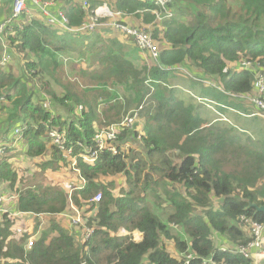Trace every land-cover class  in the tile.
Instances as JSON below:
<instances>
[{
    "label": "trees",
    "instance_id": "16d2710c",
    "mask_svg": "<svg viewBox=\"0 0 264 264\" xmlns=\"http://www.w3.org/2000/svg\"><path fill=\"white\" fill-rule=\"evenodd\" d=\"M90 1L89 10L101 3ZM108 5L110 10L132 15L142 25L155 20L146 11L157 9L153 3L114 0L108 1ZM170 10L174 13L172 19L161 24V28L153 24L154 37L168 43V48L160 53L163 70L148 69L126 37L123 43L110 38L100 46L102 37L98 32L102 31H60L39 20L26 21V14L14 24L20 51L37 55L52 47L55 54L65 56L71 63H83L86 71L94 69L89 73L91 88L79 76L83 83L76 85L77 90H83L79 93L56 81L65 88V94L58 96L51 88L55 78L49 75V81L44 80L48 75L47 63L28 62L23 66L27 74L30 72L33 79L42 83L41 90L50 98L54 110H59V114L44 110L32 100L37 98L28 91L31 88L25 89L15 103L17 111H12L9 122L12 127L28 126L23 134L28 157L47 153V133L51 129L65 130L66 146L81 143L92 147L98 129L118 122L131 110L130 100L147 94V76L156 82L157 89L139 112L143 127L119 135L122 141L131 137L137 146L128 154L127 163L121 155L108 152L98 155L93 164L77 157L73 169L79 172L84 185L73 192V202L79 205L84 200L88 208L86 202L102 193L92 235L77 245L52 220V225L26 253L20 242L29 236L10 240L13 220L6 216L0 220V264H186L189 255L192 258L187 260L188 264H253L251 258L232 248L250 241L239 225L241 216L264 223V213L253 207L264 206V147L250 140L244 143L231 130L206 123L170 87L174 79L185 78L172 68L186 67L198 80L185 79L192 87H198L201 97L218 105L240 108L229 95L252 94L256 72L264 75V0H173ZM65 14L72 29L78 28L84 19L77 4L67 6ZM243 59L258 65V70L234 69V64ZM18 81L8 74L0 76L2 94L6 92L2 87L7 85L13 91ZM110 89H115L118 96ZM79 151L74 147L75 156ZM49 152L50 159L41 163L42 172H56L67 163V157L55 147ZM119 175L124 186L115 196L114 178ZM0 180L8 182L12 189L17 180L4 157L0 159ZM176 185L183 187L186 197ZM158 190L163 194L164 205L171 208L166 222L147 200L152 195L159 209ZM65 207L62 191L39 184L21 192L15 209L35 216H54L62 214ZM196 209L199 214L194 213ZM171 225L184 234L180 238L172 235ZM120 228L139 231L142 241L135 243L129 236L116 237L114 234ZM165 241L181 259L166 250ZM221 245L228 249L220 251Z\"/></svg>",
    "mask_w": 264,
    "mask_h": 264
},
{
    "label": "built area",
    "instance_id": "2783aa9c",
    "mask_svg": "<svg viewBox=\"0 0 264 264\" xmlns=\"http://www.w3.org/2000/svg\"><path fill=\"white\" fill-rule=\"evenodd\" d=\"M26 1H29L36 8V10H38L41 20L46 25L57 28L60 31L69 33H91L95 31H101L103 29H109L122 34L124 37L128 38L131 45H133L139 51L140 57L148 68L158 67L163 70V67H161L160 64V53L162 50L168 48V43L156 39L154 37L152 27L143 28L138 25L122 24L119 20L121 17L126 16L125 13L110 10L106 4L94 10H89L88 0H82L79 3H77L75 0H14L13 6L9 12V16L3 23L0 24L1 69L5 68L10 62L8 56V37L13 34V26L17 21H19L23 14H28L29 10ZM137 1L153 3L154 6L157 7L155 10L146 11L150 12L155 17V22H157L159 25L174 17L173 12L170 10V5L172 4L173 0ZM72 4H77L84 14V19L81 25L75 29H72L68 26V18L64 10L67 6ZM233 68L237 69V71H244L248 69L257 71L259 66H255L251 61L241 60V62L238 65H234ZM172 69L173 71H179V73L185 75L186 77L198 80L192 77L191 72L186 67H176ZM255 76L253 88L256 91V95L253 93L244 95H229V97L233 100L235 99L250 104L255 109L257 114L264 118V75H262L260 71H257ZM155 85L156 82L147 76L146 80L144 81V86L148 91L139 107L136 110L127 112L118 122L110 124L105 128L98 129L93 136L92 147H84L81 143H76L75 146H66L67 139L64 129L49 130L47 133L49 140L48 143L71 160V168H74L77 157L81 158L86 164H93L98 155L103 152H108L112 155H121L122 159L125 158V156L131 150L136 149L137 146L131 137H129L128 140L122 141L119 139V135L123 131L129 132L132 130L130 127L132 126L133 121L134 123L136 122V117L138 116L137 112H140L146 106L148 98L157 89ZM170 88L180 89V87L176 85L174 81L172 82ZM197 98L198 100L214 103L211 100L202 98L198 95ZM6 102L7 94H2L0 91V105ZM51 104L52 102L49 97L43 95V100L40 103L41 107L44 110L49 111ZM78 109L81 111L82 107H79ZM27 130V125L16 126L11 130L8 136L4 138L3 142L0 144V159L5 156L6 152L10 148L24 142L23 134ZM74 147H77L80 150L77 156L74 155ZM76 172L79 174L78 171ZM17 199V194L7 193L4 185H0V220L7 216V218L16 221L20 216L28 214L17 212L15 209ZM99 201L100 194L86 202L88 204V208L83 212H80L78 209L71 208L70 212L64 215L68 225L72 228H84V217L91 219L97 210L96 205ZM31 215L32 214L27 216ZM240 222L249 227L250 241L246 245L237 246L235 249L232 248V250L236 251V253L244 255L247 258L264 259V255L262 256L264 253V223L257 222L254 218H246L245 216L240 217ZM19 240L20 238L17 241ZM35 241L36 240L33 237H29L26 241H24L25 250H30L33 247ZM218 249L220 251H225L228 248L225 245H221L218 247ZM250 251L254 252L251 253ZM256 252L258 253L257 257L254 256ZM190 258H192L190 255L186 257V264H188L187 260Z\"/></svg>",
    "mask_w": 264,
    "mask_h": 264
},
{
    "label": "crops",
    "instance_id": "0c3cea01",
    "mask_svg": "<svg viewBox=\"0 0 264 264\" xmlns=\"http://www.w3.org/2000/svg\"><path fill=\"white\" fill-rule=\"evenodd\" d=\"M75 1L77 3H79L82 0H75ZM88 1H90V0H88ZM108 1L112 3L114 0H108ZM108 1H102L101 0V3L98 7L106 4V6L109 8ZM1 2L2 1H0V24L3 23L5 21V19L9 16V5L11 4L12 0H9V1L4 0L3 1V4H4L3 7L1 6ZM26 4H27L28 10H29L28 14L25 17L26 21H28V20L31 21L32 19L39 20V22L42 21L38 10H36V8L29 1H26ZM98 7H96V8H98ZM64 10H66V8ZM154 19H155V17H154ZM119 21L122 24L138 25V26L143 27V28H150V27L154 28L153 24L155 26L160 27V28L162 26V25H159L158 23L156 24L155 20L152 22V24L142 25L140 20L138 21V20L134 19V17L132 15H129V14H126L125 17H121ZM16 23H18V21ZM74 28H76V27H74ZM101 31L102 32H98V34L102 37V38L100 37L102 40V42L99 44L100 46L104 45L105 42L107 40H109L110 38H117L119 40V42H121V43H123L122 40H125V37L116 31L114 32V31H111L109 29H103ZM109 32H110V34H109ZM111 32H113V34H111ZM10 39H13L15 41L11 42ZM18 39H19V37L15 33V30H14L13 34L8 37V44H9L8 56H9L10 62L5 68H3V69L0 68V76H2L4 74H8V75L12 76V79L19 80L18 83L20 82L19 84L17 83V85L15 87L16 89L13 91H10L12 89L7 85H5L4 87L1 88V89L6 90V92H4V93L7 94V102L2 104L3 108L0 110V114L3 111L4 116H5V119L0 120V144L3 142V139L8 136V134L11 132L12 128L14 126H16V124H15L12 127V125L9 122V119H10L9 117L11 116L10 114L12 111L17 110L15 103L20 98L23 97V94L26 91L23 88L24 92L19 94V90L17 89V87L21 84H23V85L27 84L28 89L31 88V90H28V89L27 90L30 91L31 94H35V96L37 98V100L36 99H32V100L36 101V103L38 105H40L41 101L43 100V95H45V93L41 90V88H36V86H35L36 82H38V79L33 80L31 74L25 73L23 66L26 63H28L29 61H32L33 58L37 59V60L35 59L36 60L35 63H37V64H40L41 62H45V61L47 62V58L50 59V53L51 54L54 53L51 50L52 47H46L45 50H43L44 52L42 51L41 53H39L37 55H33L32 53H28V52H22L17 48V46L19 45V41H17ZM129 46H131L133 49H136L133 45H131V43ZM48 49H49V51H48ZM139 56H140V54H139ZM43 59H44V61H43ZM141 60H142V58H141ZM142 62H144V61L142 60ZM144 64H145V62H144ZM32 74H35V73L32 72ZM29 78H32V80H30ZM177 81H178L177 82L178 84H176V85H178L179 87H184L183 84L185 82L186 84H188V88H192L196 92V88L192 87V84L189 80L184 79V78H179V79H177ZM38 83H40V82H38ZM110 92H113V94L117 95V91L115 89H110ZM253 93H254V95H256L255 90L252 91V94ZM199 96L201 97V95H199ZM233 103L234 104L238 103L240 105V108L227 107V106L215 104V106H217V108H216V110L215 109L214 110L216 111L217 115L215 113L214 114L216 116H223V118L225 117L224 121L226 123H228V124L224 123L225 125L223 126L222 129L227 128V130H231L232 134L234 136L240 138L242 140V142H244V143L246 141H249V140L255 141L254 139L252 140V138H253V135L256 134L255 136H258L260 138H258L257 141H255V142L263 145V147H264V118L262 116L258 115L257 112L255 111V109L248 103H244L242 101H238L235 99L233 100ZM55 107H57V106H55ZM220 108H222V109H220ZM226 109H228L229 112H226L225 111ZM52 110H54L53 103L51 104V107H50L51 112H52ZM55 111H57V113L54 112V114H59L58 107ZM211 112L212 111L210 109H208L206 107L204 108V115L211 117ZM226 113H229V114L227 115ZM208 121L212 122L209 124L214 123V120L209 119ZM17 125H19V124H17ZM48 142H49V140H48ZM49 147L51 148L52 146L49 144L47 153H45L41 157H36V158L28 157L25 154L26 148H25L24 142L16 145L15 147L10 148L6 152L4 158L7 159V162L9 164H11L14 172L17 174V180H16V183H15V186L13 187V189L9 186L8 182H4V181L0 180V185H4V188H6L7 193L17 194L19 196L22 191H24L28 188H34L35 186L39 185L36 183H31L30 179H27V178L34 179L35 177L40 176V175H43L45 178H47L49 176L53 177L54 174L58 173V171L47 173V172H42V170H41V163L47 162L50 159V152H49L50 148ZM25 171L27 172V175H25ZM75 173L79 177V175L76 171H75ZM46 175H47V177H46ZM25 176H27V177H25ZM55 178L56 177H53V180ZM47 180L52 182L51 179H47ZM57 184H58V181H56V185ZM83 185H84V181L80 178V184L75 185L74 187H70V186L67 187L68 193H70V194L73 193L76 189L81 188ZM19 187L22 188V191L20 193H19V189H18ZM67 208H68V206H67ZM64 212L62 214L54 215V216H52V215H44V216L31 215V216H29L30 218H26V219L21 221V225L19 226V231H17L15 233L18 235V238L17 239L15 238V234L12 231L11 239L13 241H17L23 235L28 234L29 237H33L35 240H37L41 236V233L45 229H47L48 227H50L52 225V224L50 225L52 220L54 221L53 222L54 226L63 227L64 225H67V228H68L69 225H68V222H67L66 218L64 217V215L68 214L70 212V210L66 214H64ZM27 215H30V214H27ZM27 215H24V216H27ZM17 220H18V218H17ZM75 233H77V232H75ZM20 235H22V236H20ZM257 255H258V253L256 252V254L254 256H257ZM263 255H264V253L262 254V256ZM252 260H253V264H260L261 263L260 261H263L264 259L259 258V260H260L259 261L258 258L257 259L252 258Z\"/></svg>",
    "mask_w": 264,
    "mask_h": 264
},
{
    "label": "rangeland",
    "instance_id": "374dc122",
    "mask_svg": "<svg viewBox=\"0 0 264 264\" xmlns=\"http://www.w3.org/2000/svg\"><path fill=\"white\" fill-rule=\"evenodd\" d=\"M0 1H2L1 2V6L3 7L4 6V4H3L4 0H0ZM13 2H14V0H12L11 4L9 5V12H10V9L12 8V6H13ZM186 18H187L186 20L189 21L188 17H186ZM109 34H110V32H109ZM111 34H113V32H111ZM48 51H49V49H48ZM35 59L36 58H33L32 61H29V62L35 63L36 60H37V59L36 60ZM243 60H246V59H243ZM43 61H44V59H43ZM45 63H47L46 71L48 72V75H45V79L44 80L47 83L49 81V75H51V76H53L55 78L51 82V88H52L53 92L56 93V95L63 96L65 94V91H64L65 88L58 86L57 82H59V85H69V90L71 92H73V93H79V91H83L82 89H78L77 90V88H76L77 84L81 85V86L83 84L80 81V79L78 78V76L83 78L85 81H87L86 82L87 87H90V88L92 87V85L90 84L92 82V80H89V73L92 71L93 68L90 69L89 71H86L84 69L85 66H84L83 63L82 64H79L77 62L76 63H71L70 61L67 60V58L65 56L58 55V54H55V53H52V54L50 53V59L47 58V62L45 61ZM79 69H82L83 71H79ZM29 74H31V73L29 72ZM72 76H75V78H72ZM183 76L186 78L185 75H183ZM179 78L180 77L176 78V80L174 79L175 81L173 80L175 84H178L177 83L178 82L177 79H179ZM29 79L32 80V78H29ZM41 85H42V83L36 82L35 86H36V88H42ZM183 85H184V87H180L179 90L175 89V91H176V95L175 96H177V98L179 100L183 101V103L186 106H192L193 109L195 110L196 114L199 115L203 121H206V123H212V122H210L208 120L209 119L210 120H214V123L212 124V126H214L215 128H218V129H222L225 124H228V123H226L224 121L225 117L223 118V116H216L217 113H216L215 110H216L217 106H215V104H213V103H211L209 101L198 100L197 95H196V94H198L197 92H199L198 87L196 88V92H195V90H193L192 88H188V84H186L185 82H184ZM23 88L27 90L28 89L27 84H25V85L21 84V85H19L17 87V89L19 90V94L24 92ZM81 88H83V87H81ZM144 91H146V89H144ZM145 95H146V93L143 95L142 98H141V95H140L139 97H135L134 99L130 100L131 103L129 104V108H131V110H129V111L136 110L139 107V106H137L138 103L140 101H141L140 104L142 103ZM134 105H136V106L132 107ZM205 107L210 109L213 112V113L211 112V117H208L207 115H204V108ZM2 108H3V106H2ZM16 111H15V113H16ZM225 111L229 112L228 109H226ZM52 112L57 113V111H55V110H52ZM137 114H138V116L136 117L137 118L136 122L134 123V121H133V124L130 127V128H132V130L129 131V132H134L137 129L140 130V128L143 127V124H144L143 118L139 117V111L137 112ZM226 114L228 115L229 113H226ZM2 119H5L3 111L0 114V120H2ZM16 123H18V122H16ZM225 129H227V128H225ZM255 135L256 134L253 135L252 140L254 139L255 141H257V139L260 138V137L255 136ZM128 154L125 156V158H123V161L126 162V163L128 162ZM70 163H71V160L69 158H67V163L61 164L60 169L58 170V173L53 175V177H56L54 180H53L52 176L47 177V175H46L47 178H45L43 175L37 176L34 179L27 178V179H30L31 183L41 184L43 186H47L49 184V186H55L57 189L62 191L64 193V195L66 196V207H65V210H64L65 211L64 214L69 212V210L71 208L78 209L80 212H83V211H85V209H87V207L85 206V201L84 200H80L79 205H76L73 202V200H72V194L73 193H71V194L68 193V188H67L68 186L74 187L75 185L80 184V178L77 176L75 171L71 168V164ZM49 172H51V171H49ZM49 172H47V173H49ZM25 175H27L26 171H25ZM25 177H27V176H25ZM47 179H51L52 182L48 181ZM56 181H58L57 185H56ZM114 185H115V190L113 191V194L115 196H117L118 193H119V190L124 186V179L120 175L118 177H115L114 178ZM176 187H178V190L180 191V193L184 197H186V193H185L183 187L181 185H176ZM18 189H19V193H20L22 191V188L19 187ZM124 190H127V189H124ZM9 194H12V193H9ZM98 194H100V201L96 205L97 206V210H96L95 214L91 217V219H88V218L84 217V221H83L84 228L83 227L72 228V227L68 226V228H69L68 229L67 225H64L63 227L60 226L62 231L64 233H66L68 236L72 237L77 245L84 243L92 235L93 230L96 227V222L97 221L95 220V218H96V215L99 212L98 205H99V203L102 200V198H101V194L102 193H98ZM157 194H158V196L160 197V200H161V204L159 205V209H157L155 207L157 205L154 202L155 198L152 195H148L147 196V200L149 202L153 203V205H155L154 206L155 212L158 213V215L160 216L162 221L166 222L167 217H168L169 213L171 212V210H170L171 208L169 206L167 207V206L164 205L165 201L163 200V194L161 193L160 190H158ZM159 203H160V201H159ZM67 206H68V208H67ZM194 213L199 214L200 212H199L198 209H196V211H194ZM26 218H30V217L29 216H20L17 221H13V226L11 228V232L13 231V233L15 234L17 231H19V226L21 225V221L26 219ZM239 225H240V227L242 226L243 229L245 230V233L248 236H250L249 227L247 225H245L244 223H242V222H240ZM75 232H77V233H75ZM170 232H171L172 235L177 236L179 238H180V236H179L180 234H184L181 231L180 228H176L175 226H172V225L170 226ZM55 234H56V232L54 233V235ZM25 235H28V234H25ZM114 235L116 237L129 236L131 238V240L133 242H135V243H139L143 239V234L140 233L139 231L134 230V231L129 232V231L124 230L123 228H120ZM20 236H22V235H20ZM15 238L16 239L18 238L17 234H15ZM50 238L51 237H49L48 241L50 240ZM10 240H12V239L10 238ZM20 246L24 249V251L26 253L30 252V250H25L24 241L20 242ZM165 247H166V250L172 256L181 259V257H179L176 254L175 249L173 248V246H171L170 243L165 241ZM258 260H259V258H258ZM260 262H261L260 264H264V260L260 261Z\"/></svg>",
    "mask_w": 264,
    "mask_h": 264
},
{
    "label": "water",
    "instance_id": "95a60500",
    "mask_svg": "<svg viewBox=\"0 0 264 264\" xmlns=\"http://www.w3.org/2000/svg\"><path fill=\"white\" fill-rule=\"evenodd\" d=\"M257 212H263L264 213V206H260V207H257V206H253Z\"/></svg>",
    "mask_w": 264,
    "mask_h": 264
},
{
    "label": "bare ground",
    "instance_id": "6f19581e",
    "mask_svg": "<svg viewBox=\"0 0 264 264\" xmlns=\"http://www.w3.org/2000/svg\"><path fill=\"white\" fill-rule=\"evenodd\" d=\"M11 10V9H10ZM194 78V77H193ZM197 79V78H196ZM200 80V79H199Z\"/></svg>",
    "mask_w": 264,
    "mask_h": 264
}]
</instances>
